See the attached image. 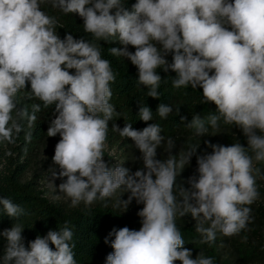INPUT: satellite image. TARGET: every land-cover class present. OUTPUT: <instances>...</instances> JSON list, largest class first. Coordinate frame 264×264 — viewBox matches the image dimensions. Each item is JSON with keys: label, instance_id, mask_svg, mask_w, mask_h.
Wrapping results in <instances>:
<instances>
[{"label": "clouds", "instance_id": "clouds-1", "mask_svg": "<svg viewBox=\"0 0 264 264\" xmlns=\"http://www.w3.org/2000/svg\"><path fill=\"white\" fill-rule=\"evenodd\" d=\"M44 2L0 0V144H15L23 131L21 120L32 129L36 113L53 107L47 136L60 139L48 168V187L72 207L112 199L123 212L133 199L143 205L137 213L139 230L113 228L105 238L113 249L106 264H215L203 253L192 258L176 219L190 214L199 243L209 246L218 232L238 236L252 222L250 206L260 198L257 178L264 179L256 167L264 162V0H137L131 11L125 0H51L63 14L78 15L94 41H119L122 47H111L110 54L137 68V83L148 97L160 98L164 78L158 69L175 73L174 88L202 89L201 102L216 107L207 124L199 114L186 123L195 136H207L209 126L215 135L222 120L247 138L246 147L238 140L229 146L205 141L211 153L197 156L198 176L189 177V187L180 186L178 192L177 177L199 145L177 159L174 141H165L158 123H148L153 111L140 105L139 119L146 127L115 123L111 128L132 141L143 167L135 172L124 162L110 167L104 160L109 122L120 115L110 103L116 73L97 43L70 33L61 39L57 18L41 9ZM25 90L41 102L32 105L31 113L19 107L18 96ZM172 112L163 103L156 110L161 119ZM161 147L166 159H157ZM57 179L62 181L58 186ZM124 193H130L126 200ZM0 210L14 221L0 232L6 241L0 264H77L67 222L26 247L19 222L28 215L25 208L0 197Z\"/></svg>", "mask_w": 264, "mask_h": 264}, {"label": "trees", "instance_id": "trees-1", "mask_svg": "<svg viewBox=\"0 0 264 264\" xmlns=\"http://www.w3.org/2000/svg\"><path fill=\"white\" fill-rule=\"evenodd\" d=\"M136 2L137 0H125L124 6L131 11L132 6ZM41 9L48 15L57 18V34L61 39L64 38L66 33H70L74 38L79 39L82 37L85 40L97 43L101 47L102 57L111 61L112 69L116 73V80L111 84L112 98L110 103L120 115L118 117L114 115L112 121L109 122L110 129H112V124L115 123L121 128L124 127L125 123H132L134 129L142 130L147 124L139 119L138 112L140 105H145L153 111V120L148 123H158L162 128L161 135L165 137V141L171 138L175 143V147L178 146L182 150L188 151L192 146L200 145L201 151H204L203 155L211 153L212 149L206 145L205 141L229 146L238 140L243 146H247V138L242 131L235 126L224 124L222 120L219 122V129H235L236 136L223 135L218 139L211 138L205 141H200L193 136L194 131L186 127V123L191 121L193 115L199 114L205 119L207 124L206 118L210 114L215 113L216 106L214 104L201 102L202 89L197 90L191 87L174 88L171 81L175 73L171 71L166 73L163 69H158V73L164 78L158 89L160 98L148 97L147 89L137 83V68L129 60L110 54L111 47H122L119 41H94L90 34L84 32L83 20L78 15H65L58 8L52 7L51 3L45 2L41 4ZM167 59L171 62V55L167 56ZM18 103L19 107L27 108L29 113H31L32 105L41 102L36 99H30L25 90L19 94ZM161 103L171 105L173 108V112L167 119H161L156 113L157 107ZM36 116L37 119L32 129L27 127L26 119L21 120L23 131L20 132L15 144H0V197L12 200L14 203L23 206L27 211L28 215L21 217L19 221L25 227L22 235L26 247L38 235L45 236L49 230H59L67 222V226L74 233L73 240L70 243L75 245L73 250L77 264H106V256L113 251L109 244L104 243L109 232L113 228L119 229L125 226L133 230H139L141 227L140 217L138 215L129 216L120 213L109 204V200L96 202L88 208L81 206L66 209L61 204L50 201L46 197V192L38 188L32 180L21 182L20 177L29 165V159L37 150L38 144L45 138H49L56 145L60 139L59 135L55 137L47 136V129L53 116V107L48 109H43L42 107V110L37 112ZM182 116L187 117V120L181 121ZM209 129H212L211 126H209ZM184 131L190 137L183 140L179 134ZM28 132H31L30 140L26 139ZM127 140L130 141V139ZM158 149L162 150L164 148ZM257 167L263 169L264 162L257 164ZM258 190L260 192L263 191L259 187ZM261 210L256 220L258 219V221L264 223V207ZM13 223L14 221L0 210V232L10 228ZM258 223L252 220L248 228L242 231L240 235L245 237L248 229L251 232L258 231ZM177 226L180 228L185 240V248L191 250L192 253H203L206 257H212L215 264H222L220 261V250L226 247L227 239L216 237L215 242L211 246L201 244L199 243L201 237L196 232L195 225L177 223ZM109 239H114V237H109ZM256 239L262 244V249H251L239 254V264L248 262L247 257L250 252L255 255L254 251H261L260 255L255 256L256 259L264 256V236H256ZM240 244H243L240 246H245L247 242ZM5 245V239L0 237V255L3 254ZM231 245L234 246L235 243H231Z\"/></svg>", "mask_w": 264, "mask_h": 264}, {"label": "rangeland", "instance_id": "rangeland-1", "mask_svg": "<svg viewBox=\"0 0 264 264\" xmlns=\"http://www.w3.org/2000/svg\"><path fill=\"white\" fill-rule=\"evenodd\" d=\"M45 3H51V0H45ZM129 51L134 52L135 49L129 46ZM51 118H54L52 116ZM213 129H209L208 135L203 136V137H197L200 141H205L208 139H218L223 135H232L236 136L237 134L235 133V129H230V130H218L215 131V135ZM181 138L184 140L190 135L184 131L181 134H179ZM54 150H55V145L53 144L51 139L45 138L41 143L38 144L37 150L35 153L31 156V159H29V165L27 166L26 170L20 177L21 182H26L29 180H32L35 185L38 186L41 190L46 192V197L53 202L61 204L64 208H77V207H72L70 206V201L66 200L63 197L62 193H58L53 191L48 187L49 183V173H48V168L50 165H52V156L54 155ZM182 152H186V150L180 149V147H175L172 150V154H175L177 156V159H179V154ZM204 151H201L200 145L196 150V153L192 156L191 158V163L189 166H186L183 171L180 173V175L177 177L176 183H177V188L176 191L178 192L179 187L182 186L185 189L189 187V184L187 183L188 178L197 175V156L203 155ZM205 155V154H204ZM168 156V153L165 151V149L159 150L157 149V158L159 159H166ZM141 153L139 152L138 149H136L132 143V141H128L127 139H123L118 133H114L112 129L109 128L108 131V139H107V148L105 150V157L104 160L106 163L111 167L116 165L117 163L124 162L123 166L126 168H129L131 172H135L137 169H140L143 167V161L140 159ZM257 167V165H256ZM261 174L264 175V168L260 169ZM62 181L57 179L55 181V184L58 186ZM257 187L261 188L263 191L260 192V198L253 203L251 207V216L252 220L258 223V231L256 232H251L249 229L246 231V237H247V244L245 246H240L243 244L240 243H246L243 240L242 235L238 236H233L231 238L229 237H224L220 233L216 234V237L218 238H223L227 239L226 241V247L222 248L220 250V261L222 264H236L238 261V256L241 253H245V251H250L251 249H262V244L258 242L256 239V236H264V223L256 220V217L259 216L260 212L262 211L261 208L264 207V179L257 178ZM130 193H124L121 196V199H127L128 195ZM56 195H60L61 199L59 200H54L53 197ZM119 195V194H118ZM179 199V198H178ZM109 204L115 208L117 211H119L122 214L125 215H137L138 211L142 209L143 205L142 204H137L136 200L133 199L131 204L129 205L127 211L123 212L124 209L122 207H116V201L114 199L109 200ZM84 206L82 203L78 206L81 207ZM255 215V216H254ZM176 223L178 224H190V225H195L196 221L191 217V215H186L182 218L177 217ZM204 227H208V224H205ZM259 234V235H258ZM233 241V242H229ZM231 243H235V245H231ZM242 248V249H240ZM241 251V252H240ZM255 255L252 254L251 252L248 254L247 260L248 262L246 264H264V256H260L256 259L255 256L260 255L261 251L257 252L254 251ZM198 254L192 253L193 259L197 257ZM175 264H180L179 261L175 262Z\"/></svg>", "mask_w": 264, "mask_h": 264}]
</instances>
